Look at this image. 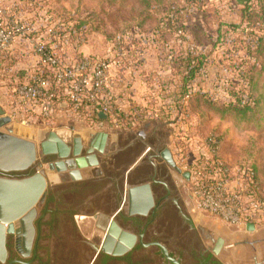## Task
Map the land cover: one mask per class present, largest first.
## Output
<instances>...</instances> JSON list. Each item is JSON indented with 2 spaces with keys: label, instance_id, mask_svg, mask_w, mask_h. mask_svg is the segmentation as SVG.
<instances>
[{
  "label": "rangeland",
  "instance_id": "rangeland-1",
  "mask_svg": "<svg viewBox=\"0 0 264 264\" xmlns=\"http://www.w3.org/2000/svg\"><path fill=\"white\" fill-rule=\"evenodd\" d=\"M189 1L8 0V7L25 23L37 24L43 31L50 27L55 30L49 37L62 61L110 56L119 59L111 76L124 83L126 94V108L117 105L120 119L93 123L62 102L51 122L36 113L25 124L13 121L9 126L12 133L39 148L51 131L69 134L71 140L80 136L87 146L99 132L124 140L134 135L135 127L147 133L154 130L172 148V157L182 170L185 165L195 166L196 159H207L209 154L202 155L206 142L216 137V156L226 171V188L239 192L244 187V169L256 172L264 187V70L249 71L255 62L261 68L256 56L261 34L258 23L241 18L243 0ZM257 2L254 0L255 10L259 8ZM177 9L185 27L181 30L148 20V14L160 18ZM193 50L204 61L185 82V60ZM8 63L0 66V98L7 80L9 84L14 75H8L5 67L10 66L15 74L26 71L14 70V62ZM2 104L0 99V106L8 114ZM138 108L149 109L148 115L141 120L135 118L134 124L127 123L125 118ZM1 130L8 132L7 127ZM43 168L46 170L47 164ZM184 185L187 208L206 236L205 242L215 249L217 239H223L217 254L223 264L264 261V220L249 230L247 225L229 224L214 214L193 211V181Z\"/></svg>",
  "mask_w": 264,
  "mask_h": 264
},
{
  "label": "flooded vegetation",
  "instance_id": "flooded-vegetation-1",
  "mask_svg": "<svg viewBox=\"0 0 264 264\" xmlns=\"http://www.w3.org/2000/svg\"><path fill=\"white\" fill-rule=\"evenodd\" d=\"M133 137L121 139L107 163L100 161L101 172H58L36 206L33 226L15 223L7 235V259L0 264H223L187 208L184 184L190 178L174 159L160 156L163 137L154 130L141 140ZM70 147L69 158H77ZM146 148L147 162L132 169ZM93 153L108 155V145L102 153L87 144L79 156ZM60 159L48 152L36 167L9 174L30 175L40 163Z\"/></svg>",
  "mask_w": 264,
  "mask_h": 264
},
{
  "label": "built area",
  "instance_id": "built-area-1",
  "mask_svg": "<svg viewBox=\"0 0 264 264\" xmlns=\"http://www.w3.org/2000/svg\"><path fill=\"white\" fill-rule=\"evenodd\" d=\"M7 3L8 0H0V52L4 54L3 58L13 62L18 56L21 60L30 55L38 57L30 68L19 74H15L10 66L5 67L8 75L14 74L10 76L6 103L12 120L18 119L25 124L37 113L43 121L51 122L57 105L62 102L68 103L67 109L93 123L120 119V110L111 89L112 67L119 63V59L110 56L62 61L49 37L55 30L50 27L43 31L37 24L25 23ZM101 111L108 114L107 120L97 118ZM126 119L127 123L135 120L133 115ZM205 146L202 155L209 154V157L196 159L195 166L185 165L183 168L193 181V211L214 214L233 225H248L252 223L249 219H264V198L257 196L260 193L264 197V189L258 187L254 172L243 170L245 185L239 192L227 189L224 182L226 171L216 156L219 151L217 138H208Z\"/></svg>",
  "mask_w": 264,
  "mask_h": 264
},
{
  "label": "water",
  "instance_id": "water-1",
  "mask_svg": "<svg viewBox=\"0 0 264 264\" xmlns=\"http://www.w3.org/2000/svg\"><path fill=\"white\" fill-rule=\"evenodd\" d=\"M98 119H108V114L99 112ZM13 120L5 109L0 106V262L7 259V235L14 231L15 223H28L31 227L37 215L36 206L42 202L49 188L47 171L65 172L70 171L72 174H81L79 169L85 168L84 172L91 173L89 167H95V170L101 172L100 159L93 153L88 158H81L79 155L83 148V139L80 136L69 134H58L51 131L47 139L38 145L33 141L16 136L9 127ZM7 127L8 132L1 129ZM109 134L99 132L92 136L89 145L97 148L102 153L106 151ZM70 138V139H69ZM70 144L74 145V155L77 158H69L71 154ZM48 152H58L61 159L57 163H48L47 171L44 170L43 164L38 165L36 172L26 175H11V172L25 171L36 167L38 155ZM162 159L173 162L172 152L166 147L160 152ZM85 159H88L85 160ZM79 167V169H78ZM186 179L190 178L188 172L183 173ZM137 190L143 187L136 188ZM249 230L254 229L253 223H248ZM223 239L218 238L215 243V253L218 254L222 248ZM255 264H264V261H256Z\"/></svg>",
  "mask_w": 264,
  "mask_h": 264
},
{
  "label": "trees",
  "instance_id": "trees-1",
  "mask_svg": "<svg viewBox=\"0 0 264 264\" xmlns=\"http://www.w3.org/2000/svg\"><path fill=\"white\" fill-rule=\"evenodd\" d=\"M198 1L199 0H190L189 4L194 3V2L196 3ZM243 3H245V10L241 18H243L245 21L258 23V31H261V34L258 35V40L256 44V46H258L256 56H257V59L260 61L261 68L259 69L258 64L255 62L250 65L249 71L254 73L255 70L257 69L259 73H263L261 71L264 70V3H262L261 0H258L257 5L260 9L258 8L257 10H255L256 7H254V0H243ZM176 12L180 14V9L172 10L170 12L168 11L166 15L160 18H158L157 15H155V13H151V14H148V17H149L148 20H151V21L157 20L159 24L162 23V26L166 25L168 27H174L175 30L176 29L181 30L182 28H185V27L182 25V23H180L181 18L178 17L179 14H177ZM185 61H186V67L188 68V73L184 75L185 76L184 81L189 82L191 78L194 76V74L199 70L204 60L202 59V56L200 54H197V52L193 50L188 54ZM245 107H248V106L246 105ZM137 110L138 112L135 111L133 116L134 118L136 119L139 118L140 120L143 119L145 115H148V112H149V109L138 108ZM104 120H107V119H104ZM218 154H219V151H218ZM254 174H255V177L258 183L257 184L258 187H260V189L263 190L264 187L260 183L257 173L254 172ZM257 196L259 198H264L260 193L259 194L257 193ZM249 220L252 223H256L257 221L261 222L264 219L255 218V219H249Z\"/></svg>",
  "mask_w": 264,
  "mask_h": 264
},
{
  "label": "crops",
  "instance_id": "crops-1",
  "mask_svg": "<svg viewBox=\"0 0 264 264\" xmlns=\"http://www.w3.org/2000/svg\"><path fill=\"white\" fill-rule=\"evenodd\" d=\"M53 44L55 46L54 42H53ZM0 55H1L0 66H3L4 64H6V62L7 63L9 62L8 64L11 65V61H7L5 58H3L4 54L2 52H0ZM37 60H38V57L35 56V55H30L27 58H24L23 60H21V58H19V56H18V57H16L13 60V62H14L13 68H14V70L15 69H19V68H24L26 70V69L30 68L32 66V64L35 63ZM13 62H12V64H13ZM123 84L124 83L121 82L119 78H115L114 77L112 79V87H111V89H112V91H113V93H114V95L116 97V104L117 105L119 104V106H121L123 108H126L125 107L126 105L124 106V104H126V101H125L126 94L123 91L125 89ZM9 89H10V86H9L8 80H7L6 87H4L3 92L1 94V98H0L2 100V103H3L2 105L3 106H5L6 103H7V94H9ZM133 124H134V122H133ZM132 130H133V132H135L134 136H136V137H133V138H136L137 140L138 139L141 140V138L143 136L147 137L148 134H149V133L143 131L142 129H136V127L133 128ZM120 140H121V138H120L119 135L117 136V135L109 134L108 144H107L108 145V153H107L108 155L99 156V159H101L100 160L101 164H105L110 159H112L111 154H113L116 151V149L118 148V144L120 143ZM164 146L170 148L167 144L164 145ZM152 149H153V152H156V153L158 152L156 148H152ZM170 149L172 151V148H170ZM146 151H147V148L144 149V150H141L137 154V156L135 157L134 161L131 164V168L132 169H135L136 167H138V166H140V165H142V164L147 162L145 160V157H146V153L148 151L147 152ZM88 169H90V171H92V170L95 169V167H89ZM46 175H47V179H48L49 183L53 184L58 179L59 173L56 172V171H51V172H47ZM240 252L241 251H239V253ZM235 254L236 255H233V256L235 257L234 259L236 260L238 254L237 253H235Z\"/></svg>",
  "mask_w": 264,
  "mask_h": 264
},
{
  "label": "bare ground",
  "instance_id": "bare-ground-1",
  "mask_svg": "<svg viewBox=\"0 0 264 264\" xmlns=\"http://www.w3.org/2000/svg\"><path fill=\"white\" fill-rule=\"evenodd\" d=\"M68 173H69V172H68ZM75 175H76V174H75ZM61 176H63V175H61ZM68 176H69V175H68ZM79 176H80V175H79ZM77 177H78V176H77ZM77 177H76V178H77ZM61 178H62V177H61ZM73 178H74V177H73Z\"/></svg>",
  "mask_w": 264,
  "mask_h": 264
}]
</instances>
